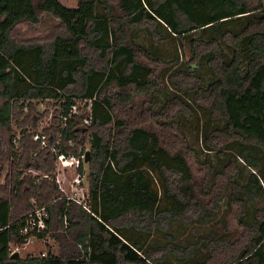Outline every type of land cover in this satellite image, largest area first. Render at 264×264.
I'll return each mask as SVG.
<instances>
[{
  "label": "trees",
  "instance_id": "16d2710c",
  "mask_svg": "<svg viewBox=\"0 0 264 264\" xmlns=\"http://www.w3.org/2000/svg\"><path fill=\"white\" fill-rule=\"evenodd\" d=\"M41 14L58 21L59 33L41 42L14 40L19 24L36 25ZM146 23L160 38L157 25L179 42L184 63L180 68L176 63L170 75L168 62L132 40L131 31ZM201 65L213 76L206 85ZM166 75L181 97L167 99L161 112L151 113L153 93ZM190 95L211 120L221 122L203 137L225 163L221 169L205 163L207 172L199 177L194 152L173 119L192 112ZM48 100L58 104L51 112ZM19 101L28 112L15 138L11 123ZM38 101L47 106L43 112ZM49 113L42 135L54 151L40 148L42 143L33 140L36 127L25 126L29 116L36 125ZM86 150L89 160L78 169L57 161L56 154L80 156ZM236 158L260 166L264 178V0H78L76 7L58 0H0V165L9 169L18 160L45 175L38 181L40 174L16 172L9 188L3 182L0 264H162L128 231L150 232L160 219L192 210L204 215L206 196L227 189L233 224L221 230L232 235L209 244L201 262L185 264H264V210L247 219L243 198L262 187L256 174L245 184L237 180ZM84 167L85 207L62 198L59 190L60 185L68 191ZM31 192L40 203L60 196L46 207V228L32 235L43 237L48 228L61 240L65 216L69 232L83 244L84 258L12 256L10 243L28 238L18 229L29 215L15 214L12 196H22L21 201ZM31 208L27 202L24 211Z\"/></svg>",
  "mask_w": 264,
  "mask_h": 264
},
{
  "label": "rangeland",
  "instance_id": "374dc122",
  "mask_svg": "<svg viewBox=\"0 0 264 264\" xmlns=\"http://www.w3.org/2000/svg\"><path fill=\"white\" fill-rule=\"evenodd\" d=\"M63 5L67 7H76L78 0H59ZM104 9L102 5L97 7L98 12H102ZM58 21L54 19L49 14L40 15V23L34 25H28L27 23L19 24L13 30L14 40H18L19 43L27 42L26 39L32 38V42L39 40L40 42L46 39H49L52 35L59 33L57 27ZM156 26V25H155ZM155 30L160 33L154 34L151 31V26L149 23H146L140 27H136L131 31L132 40L147 50L153 51L154 55L159 57L162 60L168 62L167 73H170L173 70V67L176 63L180 66L184 63V57L181 56L180 46L178 40L169 34L165 28L161 25H157ZM182 51L186 54L189 59V51L186 45H182ZM225 51H227L225 49ZM227 51V55H228ZM230 55H228L229 57ZM178 59V61H176ZM166 70L163 71L166 73ZM200 74L202 76V84L206 85L212 78L210 70L205 65H201ZM179 78V76H178ZM164 85L160 87L159 90H155L153 93L154 102L151 106L152 112L158 113L161 112L163 106L167 99L174 96H180L181 93L178 92L177 88L174 87L169 81H167V75L164 78ZM188 87L187 84L184 88ZM192 99V96H187L186 99ZM137 99V97H135ZM190 99V100H191ZM50 101V100H48ZM45 102V101H44ZM54 100L50 101L49 111L51 112L57 103H54ZM79 103V102H78ZM37 110L43 112L47 108L46 104L43 102H37ZM190 105L192 107V112H185V115L178 114L174 116L180 131L184 134L188 147L194 152L193 166L196 176H201L203 172H207V166L205 163H209L214 167V169H221L222 165L225 163V160L221 158L220 155L216 153L215 150H209L205 145L203 134H210V130L215 128L221 122L213 121L210 119L207 112L202 110L200 107L196 106L191 100ZM14 119L11 123V128L14 130L15 138H18L20 127L22 125V120L24 114L28 112V108L24 107L21 109V101L15 105ZM21 110L23 111L21 113ZM50 120V113L46 116L39 118L36 125H33V119L29 116L26 118V127L32 129L35 133L42 134L46 133L42 128L48 125ZM83 123H86L82 120ZM86 124H89L87 122ZM34 133V134H35ZM217 140L216 135L214 134L212 144ZM42 148L48 146L51 151H54L50 144L45 145L40 144ZM229 156V152H226ZM20 158V157H19ZM198 162V163H197ZM236 167L239 170V175L236 177L237 180L245 184L248 182L251 174H256L258 177V182L262 187V192H257L251 197L244 196L245 199V210L247 211L246 218L252 219L255 213V210H264V178L259 176L260 166H248L241 158H236L234 161ZM16 172H20V177H28L30 174L32 176H37L40 174V177L35 180H41L45 175L43 173L26 169L22 167V164L16 160L9 169H6L4 166L0 165V188L2 189V184L7 183L8 188L11 186L10 180ZM49 174V173H48ZM83 174V187L87 190V179H86V168L84 167ZM213 174V172H212ZM31 177V176H30ZM256 190V189H255ZM229 189L225 191L222 195L218 193L217 196H206L204 199L206 210L203 211L204 215L195 214L194 211H189L184 215H180L179 218H170L164 217L158 221V227L152 226L150 232L145 230L141 231H128V235L132 239L142 242L146 251H150L152 258L159 259L162 264H185L187 260H198L201 262L208 255V245L214 244L216 241L222 240L226 236L232 235V231L228 230L223 232L221 230L222 226L233 224L232 215L230 213V204L228 199ZM21 196V195H20ZM14 198L15 205V214L23 215L31 213L36 208L49 207L55 204L57 199H60V196L51 198L45 203H40V200H36L32 192L25 195V199ZM62 198H66L65 193H63ZM67 199V198H66ZM67 201V200H66ZM27 202L31 205V209L24 211L26 208ZM69 203V202H68ZM67 203V204H68ZM23 208V209H22ZM63 217L62 224L63 227L59 230L64 238L57 240L54 238L52 229H48L45 232L43 237H38L36 235L30 236L23 243H10V251L18 252L20 258H31L39 257L45 254L46 256L51 255H61L64 256H73L75 258H84L85 249L83 244L75 240L74 235L75 231L69 232V223ZM142 223H140L141 225ZM145 226L148 229V221L145 223ZM146 229V230H147ZM231 232V233H230ZM195 257H188V256Z\"/></svg>",
  "mask_w": 264,
  "mask_h": 264
},
{
  "label": "built area",
  "instance_id": "2783aa9c",
  "mask_svg": "<svg viewBox=\"0 0 264 264\" xmlns=\"http://www.w3.org/2000/svg\"><path fill=\"white\" fill-rule=\"evenodd\" d=\"M71 113H76V107L71 106ZM87 123L88 120L84 119ZM33 140L40 141L43 145L45 144V136L42 134H34ZM57 161L63 167H74L78 169L80 164L83 162V155H66L63 153L56 154ZM83 174L82 172H77L76 175L72 178L69 186V190L66 191L63 187L59 185V190L65 193V196L68 200L76 201L82 206H86V189L83 187ZM48 217V212L46 207L36 208L25 218L24 224L18 229V232L21 235L33 236V233L41 232L46 228L45 219ZM27 238V239H28ZM26 239V240H27ZM43 256L45 254H42Z\"/></svg>",
  "mask_w": 264,
  "mask_h": 264
},
{
  "label": "water",
  "instance_id": "95a60500",
  "mask_svg": "<svg viewBox=\"0 0 264 264\" xmlns=\"http://www.w3.org/2000/svg\"><path fill=\"white\" fill-rule=\"evenodd\" d=\"M83 156H84V157H83V162H84V163H87L88 160H89V150H86ZM13 255H14L15 257H19L18 252H12V256H13Z\"/></svg>",
  "mask_w": 264,
  "mask_h": 264
},
{
  "label": "crops",
  "instance_id": "0c3cea01",
  "mask_svg": "<svg viewBox=\"0 0 264 264\" xmlns=\"http://www.w3.org/2000/svg\"><path fill=\"white\" fill-rule=\"evenodd\" d=\"M59 1V0H58Z\"/></svg>",
  "mask_w": 264,
  "mask_h": 264
}]
</instances>
